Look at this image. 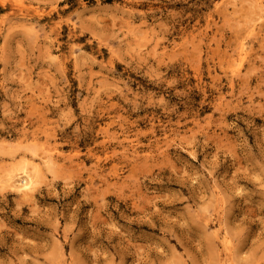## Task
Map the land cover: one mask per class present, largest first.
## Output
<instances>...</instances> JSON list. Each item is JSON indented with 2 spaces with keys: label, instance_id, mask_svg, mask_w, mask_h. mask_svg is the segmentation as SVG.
I'll list each match as a JSON object with an SVG mask.
<instances>
[{
  "label": "rangeland",
  "instance_id": "1",
  "mask_svg": "<svg viewBox=\"0 0 264 264\" xmlns=\"http://www.w3.org/2000/svg\"><path fill=\"white\" fill-rule=\"evenodd\" d=\"M0 264H264V0H0Z\"/></svg>",
  "mask_w": 264,
  "mask_h": 264
},
{
  "label": "bare ground",
  "instance_id": "2",
  "mask_svg": "<svg viewBox=\"0 0 264 264\" xmlns=\"http://www.w3.org/2000/svg\"><path fill=\"white\" fill-rule=\"evenodd\" d=\"M257 3V2H256ZM256 3L254 6H256ZM259 6V5H258ZM257 15V13H256ZM257 17V16H256ZM253 19V18H252ZM255 19V18H254ZM251 20V19H250ZM243 45V44H242ZM243 53V52H242ZM236 63V62H235ZM43 155V154H42ZM47 157V156H46ZM48 159V158H47ZM34 162V161H33ZM34 166V165H32ZM34 170V169H33ZM32 171V170H31ZM30 172V171H29ZM18 175V174H17ZM18 181L20 182V187L22 189H30L31 187V183H32V176L31 174L27 173V172H24L23 175L19 176V179ZM18 186V185H17ZM25 191V190H24Z\"/></svg>",
  "mask_w": 264,
  "mask_h": 264
}]
</instances>
